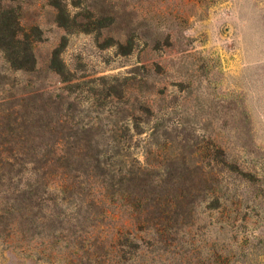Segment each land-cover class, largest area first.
I'll use <instances>...</instances> for the list:
<instances>
[{"label": "rangeland", "instance_id": "rangeland-1", "mask_svg": "<svg viewBox=\"0 0 264 264\" xmlns=\"http://www.w3.org/2000/svg\"><path fill=\"white\" fill-rule=\"evenodd\" d=\"M1 5L36 62L0 55V99L75 184L0 222V264H264V0Z\"/></svg>", "mask_w": 264, "mask_h": 264}, {"label": "trees", "instance_id": "trees-1", "mask_svg": "<svg viewBox=\"0 0 264 264\" xmlns=\"http://www.w3.org/2000/svg\"><path fill=\"white\" fill-rule=\"evenodd\" d=\"M0 0V55L12 70L35 69L34 39L19 20L14 8L3 7ZM6 78V75H3ZM9 84L4 81V85ZM23 99V98H22ZM13 100L0 99V222L15 224V216L21 211L39 207L36 198L49 196L56 190L66 192L75 184L65 177L61 187L55 188L56 160L64 158L61 150L34 146L35 135L26 130L33 121L22 119L20 109ZM57 169V170H58ZM76 170V169H75ZM103 174L110 168L101 167ZM121 172V169L118 170ZM13 220V222H12Z\"/></svg>", "mask_w": 264, "mask_h": 264}]
</instances>
